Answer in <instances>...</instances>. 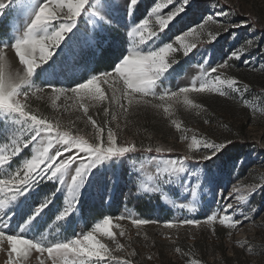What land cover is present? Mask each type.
Instances as JSON below:
<instances>
[{
  "label": "rangeland",
  "instance_id": "rangeland-1",
  "mask_svg": "<svg viewBox=\"0 0 264 264\" xmlns=\"http://www.w3.org/2000/svg\"><path fill=\"white\" fill-rule=\"evenodd\" d=\"M3 2L7 7L0 15V47L11 46L23 37L44 0ZM179 2L139 0L133 9L128 0H90L88 10L78 18L77 25L57 47L50 48L53 56L35 69L32 76L33 85L45 87V92H37L35 96L30 94L26 99L20 97L21 102L27 103L32 110L31 114L46 117L53 124L59 121L61 132L67 131L94 143L93 127L87 118L91 116L105 129V136L107 129H112L118 146L132 143L137 151L109 158L92 169L73 197L77 201L75 209L63 219L58 217L67 206L75 165L64 175L63 182L59 176L37 181L26 194L0 208V219L7 221L6 231L21 233L24 229L21 234L28 239L44 237L49 242L67 241L92 231L106 217L124 215V219L113 221L119 227L110 229L124 245L123 249L112 251V256L129 264H191L192 261L225 264L229 259L233 260L232 264H264V0H191L187 9L158 33V39L154 37L140 45L142 49L159 48L172 42L177 49L167 58L169 63L173 59L177 63L156 82V93L188 86L201 75V66L211 69L225 61L228 66L218 68L215 73L209 72V77L220 75L221 79H234L241 92L226 88L229 95L223 97L216 93L193 92L189 99L201 106L198 109L185 106L181 97L173 102L171 117L163 115L162 109L143 104L134 105L125 117L111 99L112 90L106 85L101 87L108 99L95 107L90 106L87 116L82 106L65 111L63 97L55 102L54 107L52 89L47 88L51 85L71 89L94 75L112 72L131 52V28L148 17L155 3L162 5L158 10L160 15H166ZM220 11L228 15L218 16ZM208 15L213 16V21L204 25L205 34L199 36L196 48L184 55L179 41L174 39L203 24ZM150 23L151 30L159 29L155 17ZM200 31L196 28V32ZM217 31L220 36L215 42H209L207 33ZM194 39L196 33L186 37L185 42ZM239 49H243L239 59H229ZM6 51V59L0 63L7 77L20 70L21 65L12 51ZM243 85H247V89H243ZM116 87L119 88L120 84L117 83ZM146 99H151L153 104L159 103L152 97ZM16 119L14 113L0 110V147L10 144L21 134L24 125L17 123ZM171 119L180 123L187 140L181 139L182 132L171 124ZM194 135L197 139L206 137L216 143L246 140L248 144L223 150L218 156L198 163L194 161L206 153L203 149L190 152L188 144ZM33 144L0 167V177L13 174L30 159L34 154ZM149 146L153 148L152 153L143 151ZM156 146L171 149V154L155 153ZM50 151L54 152L55 148ZM189 154L193 160L186 164V171L164 183L167 175L159 171L166 166L163 162ZM238 154L240 157L233 159ZM68 155H75V151L63 153L58 160ZM233 188L238 191L233 192ZM6 191L11 195V191ZM237 195L246 199L237 201ZM49 198L51 202L37 215V209ZM227 203H232L233 208L225 212L223 206ZM192 207L195 211H191ZM217 211L220 217L235 213L233 220L242 223L236 228H229L227 223L220 224L219 218L213 224L201 223L199 226L166 227L162 223L150 222L137 228L132 223L135 218L159 222H178L187 218L204 221ZM121 227L125 231L123 237L119 235ZM93 234L110 250L113 249L112 241L106 236ZM9 250L10 245L5 240L0 246V264H8ZM41 260L50 264L47 253L41 256L33 250L24 264H40ZM112 264L116 261L113 260Z\"/></svg>",
  "mask_w": 264,
  "mask_h": 264
},
{
  "label": "snow or ice",
  "instance_id": "snow-or-ice-1",
  "mask_svg": "<svg viewBox=\"0 0 264 264\" xmlns=\"http://www.w3.org/2000/svg\"><path fill=\"white\" fill-rule=\"evenodd\" d=\"M167 2L172 3V0H167ZM190 2L191 0H180L179 5L170 9L166 15H160L158 10L162 5L155 3L150 9L148 17L131 28V52L112 72L94 75L86 82H82L71 89L56 88L51 85L47 86V88L52 89L53 106L55 107V102L63 97L65 111H68L69 108L82 106L83 113L87 116L90 106L95 107L108 99L104 89L101 87V85H106L112 90L111 99L119 106L125 117H127L130 108L141 104L150 105L158 110L162 109L163 115L171 117L172 104L181 97L185 106L197 109L201 107L189 99L190 93H216L223 97L229 95V92L225 90L226 88L232 92H241V87L237 86L238 81L234 79H221L220 75L209 77V72L215 73L218 68H226L228 66L226 61L211 69L201 66V75L193 79L188 86L178 88L177 90L164 89L163 93H156L154 91L155 84L162 74L173 64L177 63L175 59L171 63L167 59L169 54L177 49L173 47L172 42L164 44L159 48L150 47L142 49L140 45L145 44L147 40L154 37L158 39V33L163 32L168 27L170 21H173L177 15L185 11ZM138 3L139 0H128L129 6L133 9ZM89 5L90 0H44L30 25L25 30L23 37L11 46L0 47V62L6 59V50H10L21 65L20 70L15 74L6 77L3 72V64L0 63V96H3L5 101L0 103V110L14 113L17 118L16 122L24 125L21 134L15 136L10 144L0 147V167L9 163L10 158L18 155L23 148L35 142L33 144L34 154L31 158L24 161L22 166L13 174L0 177V208L5 207L11 201H15L18 196L26 194L37 181L53 180L59 176L61 182H63L62 178L64 175L75 165L74 175L71 176V184L68 190L67 206L58 217V219H63L75 209L77 201L73 197L78 194L79 188L83 186L92 169L109 158L123 157L126 154L137 151L136 145L132 143L118 146L116 134L112 129L108 128L105 136V129L98 126L91 116H87V118L93 127L94 143H89L82 136H73L67 131L61 132L59 121L53 124L46 117L31 114L32 110L28 107L27 103H22L20 99V97L26 99L30 94L35 96L37 92H45V87H37L32 83L35 69L53 56L50 48L57 47L64 40L65 35L77 25L78 18L83 12L88 10ZM5 7L7 5L3 0H0V15L3 14ZM217 15L223 17L227 16L228 13L220 11ZM153 17H155V23L159 25L158 30H151L150 22ZM210 21H213L212 15L205 17L203 24L196 25V28L201 29L200 32H196V28H191L174 39L179 41L184 55H188L196 48L199 36L205 34L203 31L204 25ZM239 26L231 25V27ZM221 27L227 31L224 25H221ZM193 33H196V39L186 43V37H192ZM207 36L209 42H215L220 36V32L207 33ZM248 43L251 44V41H248ZM153 44H155V40H153ZM242 52L243 49L237 50L229 59L232 57L239 59V54ZM117 83L120 84L119 88L116 87ZM242 87L243 89H247L248 86L243 85ZM118 92L119 95H117ZM148 97L158 99L159 103L153 104L151 99H146ZM69 101L73 103L69 105ZM122 101H126V103H122ZM107 114V109H105V115ZM171 124L177 130H181V125L176 119H171ZM181 132V139L187 140L188 136L184 130H181ZM24 137H27V139ZM229 143L230 141L216 143L206 137L197 139L194 135L188 144V148L190 152L191 150H204L206 154L202 155L200 160L194 161L202 163L218 156ZM57 145L59 147H56ZM53 148H55V151H50ZM74 151L75 155H68L58 160V157L62 156L63 153H72ZM143 151L152 153L153 148L149 146L143 149ZM154 151L157 154H171V149H166L162 146H156ZM190 160H193V157L189 154L164 161L163 163L166 166L159 170L167 175V178L163 182L169 183L178 173L185 172L186 164ZM6 190L11 191V195H8ZM151 190L146 189V191ZM232 191L237 192L238 189L233 188ZM235 199L243 201L246 197L237 195ZM50 202L51 198L37 209L36 214L38 215L40 211H43ZM223 208L227 212V210L233 208V204L227 203ZM191 211H195V207H192ZM233 215L235 213L225 214L220 217L217 211L208 215L204 221L187 218L178 222H159L135 218L132 220V223L137 228L150 222L162 223L166 227H178L180 225L199 226L201 223L213 224L219 218L220 224L227 223L229 228H236L242 221L233 220ZM124 218V215L106 217L97 223L94 229L87 234L67 241L56 242H49L44 237L28 239L21 234L24 229H21V233H9L6 231V219H0V246L4 244L5 240L10 245V250L7 252L10 258L8 264H24V261L28 260L33 250L39 252L41 256L47 253L50 258V264H112L113 260L116 261V264H129L127 261H121L112 256V251L123 249L124 245L120 243L119 239L116 238L110 229L113 226L119 227L118 224H113L114 220L118 221ZM94 232L100 233L111 240L113 249L110 250L107 244L96 239V236L93 234ZM119 235L121 237L125 235L122 227L120 228ZM176 251L179 252L180 249L177 248ZM13 253L16 254L15 257H13ZM105 256L108 257L107 260H105ZM40 264H44V261L41 260ZM191 264H198V262L192 261Z\"/></svg>",
  "mask_w": 264,
  "mask_h": 264
},
{
  "label": "trees",
  "instance_id": "trees-1",
  "mask_svg": "<svg viewBox=\"0 0 264 264\" xmlns=\"http://www.w3.org/2000/svg\"><path fill=\"white\" fill-rule=\"evenodd\" d=\"M3 1H6V0H3ZM243 144H248V142L246 140L244 142L243 141H240V140H235L234 142H232L231 144H229L224 149V151H229V149H233V148L237 149L239 145L243 146ZM239 157H240V155L238 154V155H235L233 159H238ZM223 235H224V232L221 234V236H223ZM232 262H233V260L232 259H229L228 260V263H225V264H232Z\"/></svg>",
  "mask_w": 264,
  "mask_h": 264
},
{
  "label": "clouds",
  "instance_id": "clouds-1",
  "mask_svg": "<svg viewBox=\"0 0 264 264\" xmlns=\"http://www.w3.org/2000/svg\"><path fill=\"white\" fill-rule=\"evenodd\" d=\"M3 102H5L4 101V97L3 96H0V103H3Z\"/></svg>",
  "mask_w": 264,
  "mask_h": 264
}]
</instances>
